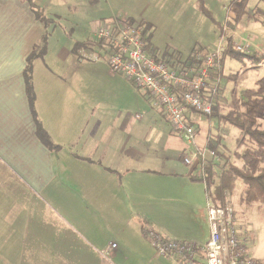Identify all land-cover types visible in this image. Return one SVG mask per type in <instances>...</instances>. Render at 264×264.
<instances>
[{
    "label": "crops",
    "instance_id": "0c3cea01",
    "mask_svg": "<svg viewBox=\"0 0 264 264\" xmlns=\"http://www.w3.org/2000/svg\"><path fill=\"white\" fill-rule=\"evenodd\" d=\"M232 1L222 3L220 21L209 0H0V264H179L156 252L147 229L168 240L206 245L207 189L215 196L226 163L208 164L214 178L207 172V188L200 165L188 166L184 159L196 147L213 144L230 162L236 141L231 149L229 125L191 111L188 122L198 133L195 145L187 143L146 93L139 95L127 78L85 56L99 48L97 29L114 19L154 28L165 11L181 17L201 2L211 17L204 15L217 21L224 51L229 38L234 49L242 44L236 40L241 29L250 53L264 57L251 41L257 34L252 23L264 22L234 24ZM62 22L70 38L56 32ZM48 32L58 33L56 62H49L47 43L45 57L33 63V85L36 118L52 146L38 136L24 77L28 58ZM220 41L195 48L207 54ZM151 45L164 60L153 38ZM191 54L164 61L179 69L195 63ZM235 164L242 165L237 159ZM240 181L227 200L240 238L260 264L248 244L258 237L255 219H264V205L243 203L246 187ZM196 261L204 263L203 253Z\"/></svg>",
    "mask_w": 264,
    "mask_h": 264
},
{
    "label": "built area",
    "instance_id": "2783aa9c",
    "mask_svg": "<svg viewBox=\"0 0 264 264\" xmlns=\"http://www.w3.org/2000/svg\"><path fill=\"white\" fill-rule=\"evenodd\" d=\"M96 38L99 48L85 56L87 61L104 62L114 74L125 76L148 95L151 105L164 114L176 134L195 145L198 131L188 122L189 114L194 111L202 116H212L222 83L223 38L215 50L204 56H193L195 63L179 69L149 53L144 28L140 25L114 19L97 29ZM235 50L250 53L251 46L240 44ZM220 161L219 154L207 147H196L192 155L184 159L188 166L195 162L200 165L207 188L206 167L210 162ZM209 189L207 215L211 235L205 246L168 240L149 229L145 236L159 255L170 257L179 264H201L196 261L200 253L204 256L202 264H255L240 238L234 207L228 200L217 205ZM111 248H117V244H112Z\"/></svg>",
    "mask_w": 264,
    "mask_h": 264
},
{
    "label": "trees",
    "instance_id": "16d2710c",
    "mask_svg": "<svg viewBox=\"0 0 264 264\" xmlns=\"http://www.w3.org/2000/svg\"><path fill=\"white\" fill-rule=\"evenodd\" d=\"M250 0H233L228 8L229 15L232 17L234 24H241L245 21L263 22L264 10L257 8L256 10L249 12L248 4ZM200 8L207 16L211 17V14L204 8L200 2ZM132 23V22H130ZM151 26H146L144 37L148 44V51L151 55H154V51L150 49L151 46ZM47 34L44 36L41 46L36 47L31 56L27 60V66L24 71L27 95L31 105L33 115L36 119L38 136L39 138L49 146H52L51 141L41 124L37 121V115L35 112L36 95L33 85V63L37 59H43L47 52ZM167 58V57H166ZM235 61H249L250 66L243 68V72L256 71L264 63V57H259L256 53H242L234 49L232 38L228 39L227 49L224 51L221 60V74L224 68L226 60ZM161 60V59H160ZM167 64L166 61L162 60ZM240 75V72L233 76H224L225 79L236 81ZM222 85V84H221ZM221 89V88H220ZM218 91L221 93V91ZM243 101L240 106L229 111H225L222 114L219 112V104L214 102L213 106V118L219 120L224 125L232 126L240 131V136L236 140V151L234 156L239 160L242 165L231 164L228 158L219 154L221 160L225 161L220 183L215 187V200L218 205H223L227 201L229 196L235 189L237 180H241L246 189L242 197L243 203L247 205L260 204L264 205V126L262 119L264 120V77L259 79L254 88L246 89L242 92ZM212 149H216V146L211 144ZM208 172V179L213 180L214 171L213 167L208 165L206 167V173ZM210 185V184H209ZM257 264V263H255Z\"/></svg>",
    "mask_w": 264,
    "mask_h": 264
},
{
    "label": "rangeland",
    "instance_id": "374dc122",
    "mask_svg": "<svg viewBox=\"0 0 264 264\" xmlns=\"http://www.w3.org/2000/svg\"><path fill=\"white\" fill-rule=\"evenodd\" d=\"M224 1H229V0H209V5H211V10L214 12V15H216L217 17H219L221 13L222 5H223L222 3H224ZM200 5L201 4H198L197 6H192V8H190L189 10H185V11L182 10L181 11L182 13L180 14L181 17L173 16L174 11L172 9H169L164 12V16H161L159 19L154 21L155 26L154 28H152L151 26L152 32L150 30V32L148 33H153V36L151 35V40L153 38V42L156 43V45L159 47L160 50L159 52L164 53L163 56L161 57L162 59L166 60L167 55H173L172 58H176L178 59V61H183L192 52H193L192 53L193 56L197 54L200 56H204L206 54L198 52L197 49L195 48L198 44H201L205 40L206 41L208 40L211 41L210 43L211 44L213 43V45L215 46L219 40H222L223 35L221 31L218 30L217 28L218 25L216 23L217 21L215 20V22L212 23L210 21V18L208 19V17H206L207 15L206 16L204 15L205 12L203 10H202L203 12H200L199 10ZM257 8L264 10V0H250L248 4V11L252 12ZM218 20L221 21L222 18ZM223 22H224L223 24L226 25V20H223ZM247 24H250V21H245L242 25L243 27H246L244 25ZM60 25L62 27L59 25L54 26L56 28V32H59L61 36L63 34L64 36L65 35L67 36L66 38L68 37L70 38L71 36L70 32H66L67 33L66 34L63 31L65 27L69 28V25H66L65 22L60 23ZM252 27L254 29V32H256L257 34L256 36H254V38L251 41H253L254 47L257 48L258 50L254 48L253 49L256 52H261L264 54V25L262 23H258V24L252 23ZM231 28H234V26ZM231 28L229 24L228 29ZM145 31H146V25H144V34ZM52 32H48L47 34L48 37L47 43L49 44L48 46L50 47L49 62L55 63L56 62L55 55L57 54V46L59 44V41L57 40L58 33L52 35ZM236 32H237L236 40L241 41L242 44H246L247 37L244 35L243 31L241 29H238L236 30ZM216 34L217 36H215ZM212 36L215 37L213 38ZM150 49H152V45L150 46ZM250 65L251 63L249 61L240 62L230 59L228 60L225 68L226 78L228 76L231 77L238 72H240V75L238 77L237 82L233 80L225 79L224 76L222 75L223 76L221 80L222 85H220L221 89L219 88L221 93H219V95H217L215 99L216 102L221 107L220 110L225 112L231 109L238 108V106H240L241 102L243 101L242 92L246 89L254 88L256 86L257 81L262 77H264V63L261 64V67L256 71H249L247 73L243 72V68ZM132 86L134 89H136L139 95H144L145 93L144 91L138 90L133 84ZM147 99L150 104V100L148 97ZM151 106L150 108L153 109L154 107L152 106L153 107L152 108ZM262 124L264 125L263 119H262ZM229 128L232 134L229 136H227L228 134L225 135L229 147L233 149L235 148L236 138L240 136V131L232 126H229ZM231 160L230 163L235 164L236 158L234 154L232 155ZM241 184L243 185L244 183L242 182ZM228 198L229 196H227V199ZM255 226L256 229L258 230V237L256 238V240H252L248 244L249 252L255 257H260L259 259L260 264L261 263L264 264V219L263 220L255 219Z\"/></svg>",
    "mask_w": 264,
    "mask_h": 264
}]
</instances>
